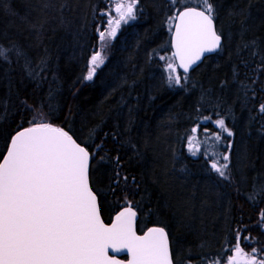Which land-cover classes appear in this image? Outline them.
I'll list each match as a JSON object with an SVG mask.
<instances>
[{"label":"trees","instance_id":"16d2710c","mask_svg":"<svg viewBox=\"0 0 264 264\" xmlns=\"http://www.w3.org/2000/svg\"><path fill=\"white\" fill-rule=\"evenodd\" d=\"M114 1L0 0V46L12 50L8 62L0 61V157L10 138L30 126L34 108L95 152L90 184L105 223L130 205L138 233L154 226L167 231L176 264H203L206 257L226 264L237 232L245 247V227L258 226L264 211V199L247 198L254 184L264 183V115L258 112L264 71H257L264 64V0H213L222 49L187 75L183 88L167 86L160 59L172 58L170 17L178 12L169 0H139L136 19L122 23L106 63L93 80L83 79L101 47L97 29L104 31L108 18L102 13ZM198 4L177 0L175 7ZM16 49L24 55L17 57ZM26 61L36 69L32 75ZM205 116L225 118L234 133L207 145L224 153L231 143L232 183L188 151L191 129L198 122L203 128ZM117 170L119 185L113 183ZM252 234L258 249L264 231Z\"/></svg>","mask_w":264,"mask_h":264},{"label":"snow or ice","instance_id":"6c2138e0","mask_svg":"<svg viewBox=\"0 0 264 264\" xmlns=\"http://www.w3.org/2000/svg\"><path fill=\"white\" fill-rule=\"evenodd\" d=\"M138 2L116 0L114 8L102 13L108 19L105 31L97 29L101 43L114 40L122 23L136 19ZM169 2L178 14L170 17L176 21L175 52L165 65L164 80L169 88H183L182 80L187 82V73L192 66L205 53L222 49V35L216 27L218 14L213 0H199L197 7L183 10L175 7L177 0ZM11 52V49L0 46V61L8 62ZM15 55L21 57L24 54L16 49ZM44 63L41 60V64ZM103 63L101 52H94L83 79L93 80L97 68ZM25 67L29 75L36 72L28 61ZM177 69H182L183 75ZM257 71H264V64L257 65ZM32 111L30 126L10 138L0 157V264H123L109 255L110 249L116 253H130L128 264H176L167 231L154 226L138 235L137 212L130 205L116 215L110 226L104 223L97 192L89 177L95 152L90 153L68 131L47 122L43 114H36L34 108ZM258 112L264 115V104L259 106ZM203 121V128L198 122L191 129L187 138L188 151L192 156H203L209 172L215 173L217 179L232 183L231 143H227L224 153L210 152L207 145L209 140L216 144L225 142V138H231L234 133L223 117L213 120L212 116H205ZM208 123L214 124L217 130L209 129ZM94 135L90 132V137ZM94 147L99 150L102 144ZM115 160L118 169L119 157ZM115 177L113 183L119 185L118 170ZM122 179L126 182L128 178L124 176ZM247 198L251 202L264 199V183L254 184ZM257 224L264 229V211L259 213ZM244 239L254 238L249 235ZM230 252L234 254L223 257L226 264H264V257L258 258V249L252 248L248 253L240 246L239 231ZM186 264H192V261L188 260ZM203 264L220 262L206 257Z\"/></svg>","mask_w":264,"mask_h":264},{"label":"water","instance_id":"95a60500","mask_svg":"<svg viewBox=\"0 0 264 264\" xmlns=\"http://www.w3.org/2000/svg\"><path fill=\"white\" fill-rule=\"evenodd\" d=\"M175 23H176V21H175ZM174 29H175V24H174V28H173V32H172V36H171V49H172V52L174 53L175 52V46H174ZM222 42H223V40H222ZM219 52V51H218ZM218 52H214V53H205L204 54V56L201 58V60L200 61H198L196 64H194L193 66H192V68L189 70V72L187 73V75H189L194 69H196L202 62H203V60L205 59V58H207V57H210V56H213V55H215V54H217ZM179 71L181 72V74H183V70L182 69H179ZM92 162V161H91ZM91 162H90V166H91ZM89 177H90V171H89ZM98 204H99V201H98ZM99 208H100V206H99ZM100 215H101V212H100ZM101 219L103 220V218H102V216H101ZM138 214H137V217H136V231H137V234L138 235H143V234H145L146 232H147V230H145L144 232H142V233H138V228H137V225H138ZM104 221V220H103ZM115 222V219L114 220H112L110 223H105L106 225H111L112 223H114ZM169 237V236H168ZM169 242H170V240H169ZM171 247V246H170ZM109 255L110 256H113V255H117V256H120V255H126L127 256V259L126 260H122V259H120L119 257H115L116 259H119V260H121L122 262H123V264H128V261L129 260H131V255H130V253H127L126 251H124V252H120V253H116V252H114L113 250H109Z\"/></svg>","mask_w":264,"mask_h":264},{"label":"flooded vegetation","instance_id":"af4514ba","mask_svg":"<svg viewBox=\"0 0 264 264\" xmlns=\"http://www.w3.org/2000/svg\"><path fill=\"white\" fill-rule=\"evenodd\" d=\"M254 226V225H253ZM251 226V227H249L248 229L245 227V235L246 236H253V237H255V238H257L256 236V234H252V230H253V228L254 229H257V228H259V231H260V233H263V229L258 225V226ZM254 238V239H255ZM260 239V238H259ZM261 240H262V238H261ZM245 243H247V245L244 247V244L242 245V244H240V246H242V248L245 250V251H252V248L254 247V245L253 244H255V241H252V239L251 240H248V241H246ZM257 248H258V250H259V252H260V254L262 255V257H264V243H262V244H257V245H255ZM248 248V249H247ZM232 254H234V253H232Z\"/></svg>","mask_w":264,"mask_h":264},{"label":"rangeland","instance_id":"374dc122","mask_svg":"<svg viewBox=\"0 0 264 264\" xmlns=\"http://www.w3.org/2000/svg\"><path fill=\"white\" fill-rule=\"evenodd\" d=\"M115 2H116V0L114 1V3L112 4V6H111V8H114V6H115ZM112 15H115V13L114 12H112ZM108 19V18H107ZM130 22H132V21H130ZM106 30V29H105ZM104 30V31H105ZM119 32V31H118ZM111 41L112 40H107V41H105L104 43H101V47H100V49L98 50V51H100L101 52V55L104 57V63H103V65L106 63V61L108 60V56H109V47H110V45H111ZM170 58H167V59H164V67H165V65H166V63L168 62V60H169ZM175 62V61H174ZM103 65H101V66H103ZM100 66V67H101ZM98 69V68H97ZM177 71H179L178 69H177ZM248 249V248H247ZM245 251V250H244ZM245 252H248V253H251V251H245ZM260 257H262V255L260 254V252H259V255H258V258H260Z\"/></svg>","mask_w":264,"mask_h":264}]
</instances>
